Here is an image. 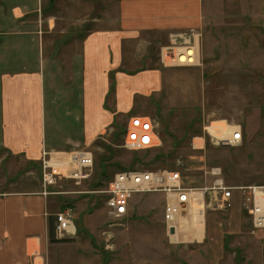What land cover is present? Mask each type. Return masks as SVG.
Here are the masks:
<instances>
[{
  "label": "rangeland",
  "instance_id": "rangeland-1",
  "mask_svg": "<svg viewBox=\"0 0 264 264\" xmlns=\"http://www.w3.org/2000/svg\"><path fill=\"white\" fill-rule=\"evenodd\" d=\"M118 1L88 0L90 7L76 16L78 23L61 26L71 38L62 48L66 68L72 53L81 54L86 20L92 18L94 3L106 6L109 2L114 19ZM202 3L200 29L172 34L168 46L153 51L150 65L156 72L153 79L159 80L158 88L137 96L134 111L117 118L108 141L90 147L95 159L90 178L81 184L64 179L51 188L59 192L52 195L56 211L69 206L75 214L78 231L74 242L52 249L54 256L66 257L68 264H264V237L245 210L209 211L202 242L173 241L163 221V194L135 195L132 212L120 219L109 214L101 193L116 172L126 169H179L192 185L202 187L206 176L199 168L215 166L222 169V177L231 187L264 185V0ZM83 6L86 9L87 3ZM61 37L58 31L50 39L55 45ZM192 45L196 46L195 64H163L165 47L177 51ZM139 64L128 57L127 71L146 67V63ZM133 115L157 120L159 147L142 151L124 147L125 128ZM228 124L242 128L243 140L236 146H220L209 135V131L217 133L211 129L213 125L225 130ZM200 136L206 142L201 138L202 149H194L193 142L197 144ZM0 162V182L29 168L21 157L7 156ZM104 232L112 235L108 242Z\"/></svg>",
  "mask_w": 264,
  "mask_h": 264
},
{
  "label": "crops",
  "instance_id": "crops-1",
  "mask_svg": "<svg viewBox=\"0 0 264 264\" xmlns=\"http://www.w3.org/2000/svg\"><path fill=\"white\" fill-rule=\"evenodd\" d=\"M67 1L0 0V161L21 157L29 165L0 182V264L69 263L52 253L76 236L57 239L52 228L55 214L67 207L56 211L53 194L44 193L42 151L91 149L108 141L117 118L134 111L135 98L158 88L153 51L204 21L202 0H119L114 19L109 2L94 3L81 54L72 53L66 68L62 48L71 38L60 28L78 23L76 16L90 7L88 0L86 9L83 0ZM58 31L61 41L54 45L50 37ZM128 57L146 67L127 71ZM233 200V208L243 211L241 191ZM258 231L264 237V228ZM104 233L108 242L112 235Z\"/></svg>",
  "mask_w": 264,
  "mask_h": 264
},
{
  "label": "built area",
  "instance_id": "built-area-1",
  "mask_svg": "<svg viewBox=\"0 0 264 264\" xmlns=\"http://www.w3.org/2000/svg\"><path fill=\"white\" fill-rule=\"evenodd\" d=\"M191 47V46H186ZM176 47H165L162 62L168 65H193V63L176 62ZM214 135L220 146H236L243 140V131L239 126L226 125L225 130L217 131ZM203 143L204 136H200ZM161 145L157 120L148 115H135L129 119L125 128L124 147L132 151L151 150ZM194 149H202L193 142ZM95 159L92 150L81 148L69 152L42 151L40 166L41 180L45 194H56L50 188L55 187L64 179H73L78 184L90 178ZM206 183L202 187L192 185L189 176L179 169H126L114 174L101 191L105 194V204L109 214L123 219L132 212L131 202L137 194L161 193L164 195L163 221L167 235L179 233L183 224L193 221V216H203L206 224L209 211H227L233 208L234 191L242 192L243 210L252 220L255 229L264 228V186L231 187L223 179L220 167L206 169ZM209 181V182H208ZM261 190V192H260ZM95 193V192H94ZM208 212V213H207ZM54 231L57 239L73 238L77 234L75 214L67 207L55 214ZM174 228V233L171 229Z\"/></svg>",
  "mask_w": 264,
  "mask_h": 264
},
{
  "label": "bare ground",
  "instance_id": "bare-ground-1",
  "mask_svg": "<svg viewBox=\"0 0 264 264\" xmlns=\"http://www.w3.org/2000/svg\"><path fill=\"white\" fill-rule=\"evenodd\" d=\"M180 50L176 51V62L178 63H193L195 64L197 61V54L194 48H184L181 52ZM217 128H214V125L211 129H213L215 132L218 130H221V128H224L222 126H216ZM217 130V131H216ZM197 146L202 145V139L197 138ZM261 192V190H260ZM193 221H187V224H183V229L181 232L171 236L172 240L175 241V239L178 241V239H182L185 242H198L203 240L204 233H205V225L203 221V216L197 215V217L193 216Z\"/></svg>",
  "mask_w": 264,
  "mask_h": 264
},
{
  "label": "water",
  "instance_id": "water-1",
  "mask_svg": "<svg viewBox=\"0 0 264 264\" xmlns=\"http://www.w3.org/2000/svg\"><path fill=\"white\" fill-rule=\"evenodd\" d=\"M226 146H230V144H228V145L226 144ZM170 231H171V233H174L175 230H174V228H172Z\"/></svg>",
  "mask_w": 264,
  "mask_h": 264
},
{
  "label": "trees",
  "instance_id": "trees-1",
  "mask_svg": "<svg viewBox=\"0 0 264 264\" xmlns=\"http://www.w3.org/2000/svg\"><path fill=\"white\" fill-rule=\"evenodd\" d=\"M52 228H53V230H54V226H52ZM52 240H53L54 242L59 241V240H56V239H54V238H53Z\"/></svg>",
  "mask_w": 264,
  "mask_h": 264
}]
</instances>
